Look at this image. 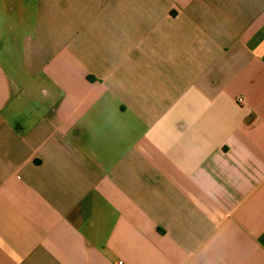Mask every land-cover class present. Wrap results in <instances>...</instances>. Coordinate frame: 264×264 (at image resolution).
Segmentation results:
<instances>
[{
    "label": "crops",
    "instance_id": "1",
    "mask_svg": "<svg viewBox=\"0 0 264 264\" xmlns=\"http://www.w3.org/2000/svg\"><path fill=\"white\" fill-rule=\"evenodd\" d=\"M264 264V0H0V264Z\"/></svg>",
    "mask_w": 264,
    "mask_h": 264
},
{
    "label": "built area",
    "instance_id": "2",
    "mask_svg": "<svg viewBox=\"0 0 264 264\" xmlns=\"http://www.w3.org/2000/svg\"><path fill=\"white\" fill-rule=\"evenodd\" d=\"M119 264H122V263H119Z\"/></svg>",
    "mask_w": 264,
    "mask_h": 264
}]
</instances>
